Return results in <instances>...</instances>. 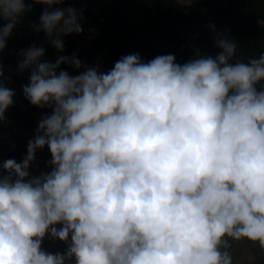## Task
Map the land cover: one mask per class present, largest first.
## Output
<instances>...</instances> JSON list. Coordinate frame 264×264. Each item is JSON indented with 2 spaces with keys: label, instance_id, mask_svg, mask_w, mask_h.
I'll list each match as a JSON object with an SVG mask.
<instances>
[{
  "label": "clouds",
  "instance_id": "clouds-1",
  "mask_svg": "<svg viewBox=\"0 0 264 264\" xmlns=\"http://www.w3.org/2000/svg\"><path fill=\"white\" fill-rule=\"evenodd\" d=\"M37 2L33 26L63 50L82 10ZM31 7L0 0V50ZM215 43V57L130 53L76 75L60 68L80 69L75 54L52 62L43 46L21 49L23 95L51 111L22 159L0 164V264H233L229 239L264 249V51L230 62L236 40ZM14 95L0 82V121ZM45 145L51 168L34 175ZM46 234L66 249L44 250Z\"/></svg>",
  "mask_w": 264,
  "mask_h": 264
},
{
  "label": "trees",
  "instance_id": "trees-1",
  "mask_svg": "<svg viewBox=\"0 0 264 264\" xmlns=\"http://www.w3.org/2000/svg\"><path fill=\"white\" fill-rule=\"evenodd\" d=\"M108 8L104 9L103 15L99 13H92L88 11V3L96 5L98 2H109ZM162 3L160 7H156L153 0H64L63 7H67L70 4L79 7L82 10L83 20H92L98 22L101 18H105V25L103 35L98 41L97 47L105 45V41L110 43V46H114L119 38L112 35L111 29L114 28V21L116 15L124 14L131 11L132 7L148 6L150 11H153L155 16L146 22L137 23L136 29L130 32V35L137 34L143 40L150 43L155 41L163 43L164 47L157 49V54H168L172 53L175 55L176 61L179 63L186 62L190 58H196L197 53L200 55H211L215 57L221 49L216 46V39L218 33H224L230 38H234L237 42V52L234 53L233 58L230 62H235L239 59L242 62L247 63L249 57L258 56L264 51V27L258 22L260 19H264V0H217L221 9L230 12L219 16L212 12V8L208 0H203L201 3H195L190 7H184V11L176 7L174 0H160ZM170 1V2H168ZM26 4L31 3L32 7L29 11L25 12L23 16H27L29 12H39L37 17L32 15V19H38L45 5L37 2V0H25ZM59 5H54L58 7ZM132 6V7H131ZM154 9H156L154 11ZM146 18V16L144 17ZM32 19H29L32 21ZM198 22V23H197ZM4 21L0 19V24ZM202 24L203 27L199 25ZM115 29V28H114ZM30 30V28H29ZM211 31L213 33L212 39L209 41L204 38V35ZM193 33V37L191 36ZM189 36L192 38L189 39ZM195 35L198 37L195 38ZM43 30L37 31L36 29L30 33L28 40L24 42V46L28 48L30 45L35 44L36 46H43L45 49L42 60H46L49 56H54L57 53H64L72 51L75 45L73 38L67 34L62 36L63 50L55 48L51 42L48 46H44L42 41L45 38ZM10 37L7 38V41ZM120 45L117 49L122 51V54L130 53L128 49V42L130 36L123 34L120 38ZM7 44V42H6ZM8 46V45H7ZM6 47L0 50V57H3L8 49ZM21 60V59H20ZM17 56L9 57L3 60L4 66H17L20 61ZM52 60V62H54ZM115 61H112L110 68L113 66ZM60 68L65 69L70 75L78 74L81 69H75L67 63H62ZM109 67L107 70L110 69ZM59 71V69H58ZM0 82L7 87L14 89V91L22 92V85L28 82L30 75L29 69L20 70L14 74L9 72L0 71ZM24 108L20 107L19 111L24 114H19V118L34 117V110L39 109L42 113H49L50 108H40L32 105L28 100L24 104ZM29 168L30 173L36 175L39 174V170ZM52 238V237H51ZM55 239L56 238H52ZM247 243L253 245V241L248 240ZM257 245L253 246V253L257 257V264H264V249H261ZM63 246L67 247L64 242Z\"/></svg>",
  "mask_w": 264,
  "mask_h": 264
},
{
  "label": "rangeland",
  "instance_id": "rangeland-1",
  "mask_svg": "<svg viewBox=\"0 0 264 264\" xmlns=\"http://www.w3.org/2000/svg\"><path fill=\"white\" fill-rule=\"evenodd\" d=\"M155 6L158 8L161 5L160 0H153ZM203 0H174L175 5L180 10L184 11V7H190L195 3H201ZM170 2V1H168ZM212 12L219 16H224L225 14H229L232 16L230 12H227L221 9L219 2L217 0H208ZM64 0H61V3L58 7H63ZM109 2H98L96 5H92L88 3V11L92 13H99L100 15L105 14L104 9L108 8ZM132 7V6H131ZM151 8L148 6L141 7H132L131 11L127 13L118 14L113 19L114 28L111 29L112 35L119 38V41L114 45L110 46V43L105 41V45L102 46V51L104 58L107 60V66L110 68L112 61L118 60L122 55V51H118V47L120 45V41L123 34H127L130 36L128 42V49L130 48V53H138L145 61L151 59L153 55L157 54V49L160 47H164L163 43L155 41L154 43H150L146 40H143L137 34L130 35L129 33L136 29L137 23H142L151 20L155 14L153 11H150ZM156 9H154L155 11ZM39 12L31 11L27 16H21L18 23L13 27L10 39L7 41L6 47H11L8 49V52L0 57V71L9 72L15 75L18 71V67L9 66L6 68L4 66L3 60L9 57L17 56L20 60L23 57L19 55L21 49H26L24 46V42L28 40L30 37V33L36 28L33 26L34 24H39L38 19H32V15H37ZM224 14V15H223ZM146 16V18H144ZM226 17V16H224ZM29 19H32L30 21ZM198 23V22H197ZM199 25V24H198ZM201 25V26H200ZM200 27H203L200 24ZM2 26V24H0ZM30 28V30H29ZM191 36L193 37V33ZM213 33L209 31L204 35V38L207 40H211ZM188 35L189 39L192 38ZM198 36L195 35V38ZM50 40L45 37L42 41L44 46H48ZM8 45V46H7ZM128 53V54H130ZM26 98L23 93L15 91V95L13 96V104L8 107L5 112V119L0 121V164H2L3 160L6 158H15L18 162L22 159L23 155L26 154L27 151V141L33 138L35 134V129L38 121L41 119L42 112L39 111L38 108L34 110V117L28 118H19V114H24L19 111V108H24V104L26 102ZM51 159V153L48 147L45 145L42 149H37L35 153V160L32 162L30 167L34 172L36 170L49 171L51 165L47 164V161ZM2 168H0V173H2ZM38 172V173H39ZM60 225L58 224L57 227ZM248 239L241 238L240 240H232L229 239V249L232 258L233 264H257V257L254 255L252 249L254 245H257L256 242H253V245L247 243ZM64 241H61L59 238L52 239L49 235H45L42 239L41 247L49 252L55 253L56 251L63 252L65 250V246H63ZM71 264H74V258H72Z\"/></svg>",
  "mask_w": 264,
  "mask_h": 264
},
{
  "label": "built area",
  "instance_id": "built-area-1",
  "mask_svg": "<svg viewBox=\"0 0 264 264\" xmlns=\"http://www.w3.org/2000/svg\"><path fill=\"white\" fill-rule=\"evenodd\" d=\"M77 10L79 7L70 4ZM82 31L80 33H69L73 38L75 45L72 51L57 53L54 56H49L46 60L52 61L57 56L66 55L71 57L73 54L81 61V71L85 66H97L99 71H107V60L104 58L101 47H97L98 41L103 35L105 18H101L98 22L92 20L80 19Z\"/></svg>",
  "mask_w": 264,
  "mask_h": 264
},
{
  "label": "water",
  "instance_id": "water-1",
  "mask_svg": "<svg viewBox=\"0 0 264 264\" xmlns=\"http://www.w3.org/2000/svg\"><path fill=\"white\" fill-rule=\"evenodd\" d=\"M76 32H74V34H75Z\"/></svg>",
  "mask_w": 264,
  "mask_h": 264
}]
</instances>
